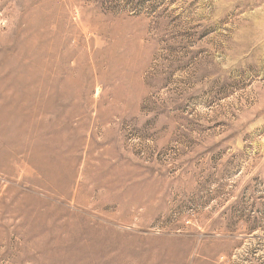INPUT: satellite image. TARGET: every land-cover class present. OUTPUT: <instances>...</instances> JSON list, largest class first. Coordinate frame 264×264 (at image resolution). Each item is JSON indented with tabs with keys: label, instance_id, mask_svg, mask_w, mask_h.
<instances>
[{
	"label": "rangeland",
	"instance_id": "rangeland-1",
	"mask_svg": "<svg viewBox=\"0 0 264 264\" xmlns=\"http://www.w3.org/2000/svg\"><path fill=\"white\" fill-rule=\"evenodd\" d=\"M0 264H264V0H0Z\"/></svg>",
	"mask_w": 264,
	"mask_h": 264
},
{
	"label": "bare ground",
	"instance_id": "bare-ground-1",
	"mask_svg": "<svg viewBox=\"0 0 264 264\" xmlns=\"http://www.w3.org/2000/svg\"><path fill=\"white\" fill-rule=\"evenodd\" d=\"M3 125V124H2Z\"/></svg>",
	"mask_w": 264,
	"mask_h": 264
}]
</instances>
